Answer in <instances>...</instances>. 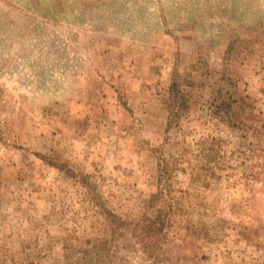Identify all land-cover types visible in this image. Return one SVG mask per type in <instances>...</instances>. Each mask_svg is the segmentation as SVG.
<instances>
[{
	"label": "rangeland",
	"instance_id": "obj_1",
	"mask_svg": "<svg viewBox=\"0 0 264 264\" xmlns=\"http://www.w3.org/2000/svg\"><path fill=\"white\" fill-rule=\"evenodd\" d=\"M0 264H264V0H0Z\"/></svg>",
	"mask_w": 264,
	"mask_h": 264
}]
</instances>
